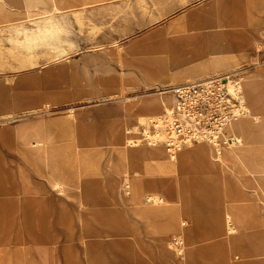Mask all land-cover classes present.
Returning a JSON list of instances; mask_svg holds the SVG:
<instances>
[{
	"label": "rangeland",
	"instance_id": "obj_1",
	"mask_svg": "<svg viewBox=\"0 0 264 264\" xmlns=\"http://www.w3.org/2000/svg\"><path fill=\"white\" fill-rule=\"evenodd\" d=\"M23 4L30 10L28 15L16 14L14 32L0 33V70L25 71L29 74L25 79L0 80V124L17 122L30 116L49 119L68 115L76 120V113L80 111L85 113L81 120L88 115L94 116L96 135H106L107 131H113L114 125L110 123L108 127L103 124L100 117L104 115V107L110 106L113 115L117 116L121 111L120 106L130 102L136 128L143 123L141 116L145 113H160L175 103L173 89L176 87L202 78L232 74V78H240V72L264 71V48L261 49L264 43V0H126L78 9L64 6L66 2L63 0H25ZM199 37L203 41L205 39L213 50L214 46L229 48L253 39L259 56L257 63L204 62L197 52ZM190 38L191 42L185 41ZM211 54L213 51L210 50L208 59L213 60ZM241 86L247 97L252 99L254 85L244 81ZM263 113H254V119L262 120ZM125 130L121 129L119 135L125 141L123 144L128 150L130 164L122 177L123 199L131 198L137 192L132 179L128 181L132 183L131 188L125 189L126 177L135 175L137 169L143 173L139 149L126 145ZM13 134L17 140L23 131L16 128ZM3 136L5 138L6 133ZM196 143L181 150L206 144L209 149L213 148L214 157H219L209 142L200 140ZM240 143L256 144L249 139ZM144 146L143 151L149 150L146 151L148 153L157 149L162 152L159 163L173 162L163 144ZM102 147L101 144L96 145V149L101 150ZM115 147L117 151L118 146ZM263 147L262 144L255 145V148L260 149L258 152L264 151ZM235 149L234 145L229 147L239 163L248 172L255 173L238 158ZM181 150L177 152V157ZM177 157L176 162L180 163ZM88 160L97 168L99 165L106 166L108 162L118 166L122 156L117 152L107 159L96 153L94 159L88 157ZM192 160L194 163L196 160L199 164L203 163L200 157L191 158L189 167L194 166ZM85 162L89 161L85 158L43 161L48 174L55 173L57 168L71 170L73 167L81 170ZM15 164L19 166L18 161ZM242 166L238 165L235 171H230L231 176H239V184L245 183L246 178ZM205 169L203 174L208 173L209 176L206 182H189L182 187L180 180L179 188L173 191L174 196L187 206H182L179 217L183 237L173 233L169 238L171 264L177 263L174 259L177 257L179 262L182 258L185 260L181 264H264V197L245 190L250 187L238 190L237 186L226 180L228 173L225 170L222 173L226 181L220 183L215 181V174H219L218 167L211 168L206 164ZM255 174V182L264 185V179ZM179 176L183 177L182 171ZM46 178L49 179V176ZM24 194L20 176L15 175L13 187L0 185V206L9 204L7 208L0 207V211H10L8 215L0 213V264H44L46 261L40 259L39 255L44 248H56L61 264L66 263V251L72 262L75 261L76 253L83 264H90V258L96 264L165 263L168 253L159 241H151L148 237L143 239L137 234L131 216L126 217L127 225L130 226L128 232L111 237L105 232L106 227L90 217L95 204L79 203L77 199L53 189L47 181L40 197L45 201L48 215L41 222H31L23 216ZM148 194L142 196V203L146 206H157L165 201L161 188ZM90 198L100 204L97 207L101 210L120 209L118 200L110 195L102 198L94 189L90 192ZM191 201L200 212L190 214L192 209L188 203ZM226 204L241 205L249 213L248 218L241 212L229 209L220 213ZM241 217L244 222H241ZM231 223L234 227H227ZM87 226L95 227L97 233L89 234ZM174 237L184 241L181 254L174 246ZM257 247L262 252L261 258L254 254L258 252ZM215 252L224 255L214 256Z\"/></svg>",
	"mask_w": 264,
	"mask_h": 264
},
{
	"label": "crops",
	"instance_id": "obj_2",
	"mask_svg": "<svg viewBox=\"0 0 264 264\" xmlns=\"http://www.w3.org/2000/svg\"><path fill=\"white\" fill-rule=\"evenodd\" d=\"M24 1L25 0H0V33L5 32L8 34L14 32L16 27L14 22L16 14L18 16L28 15V11L30 10L24 7ZM114 1L126 0H63V2H66L64 6H68L71 9H78L80 7L89 8ZM185 41L191 42V38ZM196 43L199 58L203 57L204 62L226 64L257 63L256 61L259 57L253 39H247L246 44L238 43L229 48L224 46H214V50L208 47L206 40L204 39L203 41L202 37H199V41ZM263 48L264 43L261 46V49ZM261 49H258V51ZM210 50L213 51V54H211L214 58L213 60H211V58L208 59L207 54L208 52L210 53ZM262 61L264 63V57ZM28 74L29 73H26L25 71L4 72L0 70V80L7 79L9 81L21 77L25 79ZM239 75L242 82L249 81L254 85L255 92L253 93V98L249 99L246 92H244V95L252 115H260L261 112H264V71L259 73L249 70L240 72ZM123 105V107L120 106L121 111L117 113V116L113 115L110 106L104 107V115L100 118H102L104 125H108L109 127L111 123L114 127L112 132L107 131L106 135L103 133L101 136L96 135L94 116L91 117L88 115L87 118L81 120L85 113L80 111L76 113V120L68 115H60L54 118L49 117V119L44 116H30L17 122L14 121L0 124V185H10L13 187L15 183V175L20 176V181L25 191L22 212L26 220L31 222H41L47 217L48 209L45 205V201L41 199L40 193L45 191V185L47 186L48 181L53 189H56V191L62 194L68 195L69 198L77 199L79 203L81 202L82 204L85 203L88 205L95 204L94 207L91 208L90 217L96 223L106 227L105 232L111 237L123 235L128 232L130 226L127 225L128 221L126 217L127 215L131 216L137 234L141 235L143 239L148 237L151 241H159L163 250L168 253L169 256L167 255L164 259L165 263L163 262L162 264H171L170 257H172V250L169 238L173 233L178 234L179 236L183 235V227L179 225V217H181L180 210L182 209V206H187L186 203L182 202V200L178 199L173 194V191L179 188L180 180L182 187L190 183H195L196 181L199 183L202 181L206 182L209 176L208 173L203 174V172H205V166L208 164L211 168L218 167L219 174H215L216 182L224 183L225 179L222 172L225 170L226 173H228L226 180L228 182L230 181L231 185L237 186L238 190L245 186L250 187L245 188V190L253 191V193L256 192L260 197H264V185L255 182L253 174L248 172L239 163L229 148H226L221 155H218L219 157H214L213 148L210 147V150L209 146L206 144H199L196 148L182 151L183 149L190 147V144L196 143L193 142L188 144L189 146L186 145L187 147L181 150L182 152L180 156H178L180 163L176 162L177 156L170 159L173 162L168 161L164 164L162 162L159 163L162 156L161 151L156 152L155 156L145 157V152L142 148L143 145L138 146L139 158L143 165L141 168L143 173H140L139 169H137L135 175L128 176L124 180L125 189L126 183H129L128 181L132 179L137 190L136 193H133L131 198H126V202V199H123L121 195L122 177L127 173L126 171L130 162L128 150L125 148L126 146H124L119 132L121 129H126L125 135H128V128L134 127L133 122L135 115H133L131 111L130 102H125ZM149 114L153 113H145L141 117L144 119V117ZM16 128L22 129L23 131V134H21L22 136L17 140L13 134ZM116 129L117 131L114 132ZM237 131L243 140L249 139L252 142H256V144H262V146H264V117L262 120H255L254 118L242 119L237 125ZM258 131H260L261 135ZM4 133H6L5 138L3 136ZM38 139L40 140L39 143L37 142ZM126 141L127 145L128 136H126ZM97 144H101L104 147H102L101 150L96 149ZM116 145L118 146V149H116L117 151H115ZM258 151H260V149L256 151L257 153H252L248 156V166L252 168H264V151ZM117 152L122 156V162L118 166L108 162L106 166L99 165V168H97L93 162L88 160V157L94 159L96 153L102 158L110 159V157L117 154ZM79 154L81 155L79 156ZM201 156L206 158L203 163L199 164L196 160L193 164L194 166L189 167V159H195ZM59 158H85L89 162H85V164L82 165L81 170L73 167L71 170L57 168L54 170L56 171L55 173L49 172L48 174L43 161ZM15 161L19 162L18 167H16ZM238 165L242 166L241 169L244 171L243 175L244 177L246 176L245 183L243 184L237 182L239 181V176L233 177L230 173V171H235L237 169L235 167ZM180 171H182L183 177L179 176ZM46 176H49V179L46 178ZM210 179L212 181L214 180V178ZM44 183L46 184L44 185ZM131 184L132 183H129L130 188ZM158 188L163 189L164 194L162 195H165V201L163 203H158V205L156 204L157 206L144 205L142 203V196ZM93 189L102 195V198L110 195L113 199L118 200L119 203L117 204L118 206L120 205V209L101 210L98 208L97 204H100L91 201L90 198V192H92ZM149 195L150 194H148V197ZM8 205H1L0 207L7 208ZM109 205L114 207L112 203ZM109 205L107 206L110 207ZM188 205L192 209L190 214L201 211L192 201L188 203ZM219 206H221V204ZM240 206L241 205L234 206L226 204V208L221 210L220 213L229 209L231 211L241 212L248 218L249 213L246 209ZM12 207L13 206L10 205L9 208L12 209ZM0 213L8 215L10 211H0ZM190 214H187V216ZM230 226L231 228L234 227L232 223L227 227ZM86 229L89 234L94 235L97 233L96 228L93 226L90 228L87 226ZM234 232L235 231H232V233ZM210 240H212V238H210ZM39 255L40 259L46 261L44 264H61L60 256L56 248H44L40 250ZM213 255L220 256L221 254L215 252ZM161 257L164 258L163 256ZM65 258V264H83L76 253L74 262L71 261V257L67 251ZM174 259L177 263L173 262L172 264H181L178 257ZM89 262L90 264H96V261L93 262L92 258H90Z\"/></svg>",
	"mask_w": 264,
	"mask_h": 264
},
{
	"label": "built area",
	"instance_id": "obj_3",
	"mask_svg": "<svg viewBox=\"0 0 264 264\" xmlns=\"http://www.w3.org/2000/svg\"><path fill=\"white\" fill-rule=\"evenodd\" d=\"M176 104L162 115L147 118L140 127L127 131L128 146L163 144L172 157L184 145L200 140L209 142L217 155L228 143L229 122L248 112L244 91L237 77L220 76L177 87ZM130 185L126 183V189ZM182 253L184 241L173 238Z\"/></svg>",
	"mask_w": 264,
	"mask_h": 264
},
{
	"label": "bare ground",
	"instance_id": "obj_4",
	"mask_svg": "<svg viewBox=\"0 0 264 264\" xmlns=\"http://www.w3.org/2000/svg\"><path fill=\"white\" fill-rule=\"evenodd\" d=\"M229 77H231V76H234V74H232V75H228ZM238 79H239V82H240V86H241V84H242V82H241V80H240V78L239 77H237ZM245 83L246 84H251V85H253L251 82H249V81H245ZM177 88V87H176ZM176 88H174L173 89V93L175 94V89ZM241 88H242V86H241ZM243 90V89H242ZM175 96H176V94H175ZM176 98V101H177V97H175ZM176 101H175V103L173 104V105H170V106H168L167 108H165L162 112H160V113H153V114H149V115H147V116H145L144 117V119H143V122L147 119V118H149V117H151V116H157V115H162L167 109H169L170 107H173L175 104H176ZM245 118H254V116L252 115V112L250 111V109L248 108V112L246 113V114H244V115H242V116H240V117H237V118H234V119H232L230 122H229V124L226 126V129H225V135H226V137L228 138V143L226 144V146L222 149V152L226 149V148H229V147H232L233 145L236 147V149H237V152H238V158L240 157L243 161H244V163L246 164V165H248V160H247V158H248V156L249 155H251L252 153H257L256 151L258 150L257 148H255V145H245V144H243V143H240V142H242V137L240 136V134L238 133V131H237V125H238V123L242 120V119H245ZM140 126H138V127H131V128H128V130H130V129H135V130H137L138 128H139ZM127 130V131H128ZM122 135V134H121ZM122 136H124V134L122 135ZM126 139V138H125ZM124 143H125V141H123ZM193 143V142H192ZM190 144V143H189ZM197 144V143H196ZM195 144V145H196ZM141 145H147V144H141ZM141 145H139V146H141ZM155 145H158V143L157 144H155ZM188 145V144H187ZM148 146H154V145H148ZM185 146V145H184ZM184 146L182 147V149L184 148ZM145 147V146H144ZM257 147H259V146H257ZM195 148H196V146H195ZM147 149V148H146ZM235 149V150H236ZM146 151H148L149 152V150H146ZM146 151H144L145 152V156L146 157H152V156H155L156 155V152H158V149L156 150V151H151V153H148V152H146ZM160 151V150H159ZM162 153V152H161ZM237 154V153H236ZM263 154V153H262ZM177 156V154H175V156H171V158H175ZM201 158V160L202 161H204V160H206V158L205 157H200ZM178 161V160H177ZM191 161V160H190ZM242 161V162H243ZM192 162H193V160H192ZM191 164V163H190ZM193 164H194V162H193ZM249 168H251L256 174H257V176H259L261 179H264V168H260V167H255V168H252V167H250V166H248ZM247 169V168H246ZM248 171V170H247ZM255 173H253V174H255ZM255 174V175H256ZM254 176V175H253ZM130 182V181H129ZM133 186H135V185H133ZM134 188V187H133ZM149 200V199H148ZM150 201V200H149ZM153 201V200H152ZM244 218H240V220H241V222H244L245 220H243ZM224 230V229H223ZM236 230V229H235ZM226 231H227V229H226ZM194 233H196V232H194ZM203 233V232H202ZM223 234H227V233H223ZM203 235V234H202ZM199 237V236H198ZM205 237H206V235H205ZM224 236H222V238H223ZM229 237V236H228ZM194 238V237H193ZM192 238V239H193ZM203 238V237H202ZM195 239V238H194ZM207 240V239H206ZM224 240V239H223ZM230 240V239H229ZM189 241V240H188ZM187 241V242H188ZM208 244V243H207ZM229 246V245H228ZM237 246V245H236ZM190 247V246H189ZM220 247V246H219ZM258 249H256V251H258L257 253L256 252H254V254L258 257V258H261L262 257V252L260 253V251H259V247H257ZM262 248H263V246H262ZM262 248L260 249V250H262ZM255 249V248H254ZM232 250V249H231ZM196 251V250H195ZM186 252V251H185ZM189 252V251H188ZM187 253V252H186ZM234 253V252H233ZM238 253V252H237ZM188 254V253H187ZM193 253H191V255H192ZM210 255H211V253H209ZM247 254H248V252H247ZM221 255H224V254H222L221 253ZM231 255V254H230ZM212 256V255H211ZM250 256V255H249ZM186 256H184V258H185ZM189 257V256H188ZM192 258L194 257V256H191ZM223 257V256H222ZM228 257H230L229 255H228ZM246 257V256H245ZM191 258V259H192ZM198 258V257H197ZM215 258V257H214ZM225 258V257H224ZM224 258H223V260H224ZM254 258V257H253ZM189 259V258H188ZM187 259V260H188ZM200 259V258H199ZM221 259V258H220ZM194 260V262H195V259H193ZM181 261H185V260H183V258H182V260H180V262ZM202 261V260H201ZM201 261H200V263H201ZM246 261V260H245ZM212 262H213V260H212ZM222 262H224V261H221V263ZM184 263V262H183ZM189 263V262H188ZM196 263V262H195ZM199 264V263H198ZM206 264V263H205ZM216 264H220V263H216ZM262 264V263H261Z\"/></svg>",
	"mask_w": 264,
	"mask_h": 264
}]
</instances>
